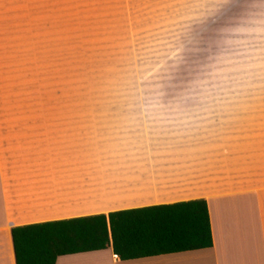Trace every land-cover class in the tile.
I'll return each instance as SVG.
<instances>
[{
    "label": "crops",
    "instance_id": "crops-1",
    "mask_svg": "<svg viewBox=\"0 0 264 264\" xmlns=\"http://www.w3.org/2000/svg\"><path fill=\"white\" fill-rule=\"evenodd\" d=\"M47 4L0 0V264H14L11 227L191 199L206 203L210 247L128 260L107 247L54 264H264V111L252 103L237 109L233 94L147 95L144 107L111 111L97 123L98 141L119 154L98 169L87 152L78 159L76 112L66 115L69 124L56 120L65 116L59 112L47 122L45 113H31L27 96L18 104L8 92L9 71L28 64L30 38L45 33ZM68 4L113 12L151 3ZM31 114L42 120L31 122ZM92 145L87 137L85 147Z\"/></svg>",
    "mask_w": 264,
    "mask_h": 264
},
{
    "label": "rangeland",
    "instance_id": "rangeland-1",
    "mask_svg": "<svg viewBox=\"0 0 264 264\" xmlns=\"http://www.w3.org/2000/svg\"><path fill=\"white\" fill-rule=\"evenodd\" d=\"M70 1L54 9L47 0L45 33L30 38L28 64L9 71L8 92L47 122L59 112L69 124L76 112L78 159L87 152L102 169L118 156L95 127L111 111L144 107L147 95L233 94L237 109L264 111V0H126L151 4L113 12Z\"/></svg>",
    "mask_w": 264,
    "mask_h": 264
},
{
    "label": "trees",
    "instance_id": "trees-1",
    "mask_svg": "<svg viewBox=\"0 0 264 264\" xmlns=\"http://www.w3.org/2000/svg\"><path fill=\"white\" fill-rule=\"evenodd\" d=\"M14 264L109 247L118 260L211 246L206 203L191 199L10 228Z\"/></svg>",
    "mask_w": 264,
    "mask_h": 264
}]
</instances>
